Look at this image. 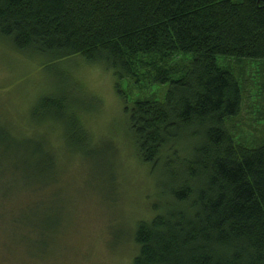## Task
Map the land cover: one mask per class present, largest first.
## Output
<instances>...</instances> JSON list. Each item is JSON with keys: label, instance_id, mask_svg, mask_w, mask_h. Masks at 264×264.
<instances>
[{"label": "trees", "instance_id": "obj_1", "mask_svg": "<svg viewBox=\"0 0 264 264\" xmlns=\"http://www.w3.org/2000/svg\"><path fill=\"white\" fill-rule=\"evenodd\" d=\"M0 39L27 57L80 56L137 86L168 84L162 100L124 107L136 155L156 179L132 264H264V141L246 146L228 130L242 90L218 63L264 60V0H0ZM62 108L41 97L32 118L40 125L56 110L70 139L80 125ZM13 141L0 131V145Z\"/></svg>", "mask_w": 264, "mask_h": 264}, {"label": "rangeland", "instance_id": "obj_2", "mask_svg": "<svg viewBox=\"0 0 264 264\" xmlns=\"http://www.w3.org/2000/svg\"><path fill=\"white\" fill-rule=\"evenodd\" d=\"M218 63L242 90L228 130L235 141L256 146L264 141V60L219 57ZM167 89L117 79L104 64L80 56L27 57L0 39V131L15 142L0 145V263L132 264L133 231L150 215L156 179L136 155L124 107L136 99L160 101ZM41 97L58 98L60 111L76 116L75 137L65 138L56 110L37 124L32 113ZM26 146L48 158L29 157ZM13 149L16 157H6ZM37 164L46 167L42 173Z\"/></svg>", "mask_w": 264, "mask_h": 264}, {"label": "flooded vegetation", "instance_id": "obj_3", "mask_svg": "<svg viewBox=\"0 0 264 264\" xmlns=\"http://www.w3.org/2000/svg\"><path fill=\"white\" fill-rule=\"evenodd\" d=\"M0 264H2V263H0Z\"/></svg>", "mask_w": 264, "mask_h": 264}]
</instances>
